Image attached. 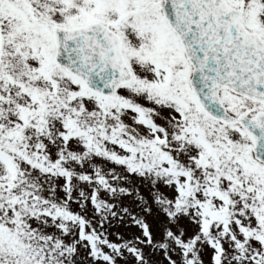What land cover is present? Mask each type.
Returning <instances> with one entry per match:
<instances>
[{"label": "snow or ice", "instance_id": "snow-or-ice-1", "mask_svg": "<svg viewBox=\"0 0 264 264\" xmlns=\"http://www.w3.org/2000/svg\"><path fill=\"white\" fill-rule=\"evenodd\" d=\"M0 264H264V0H0Z\"/></svg>", "mask_w": 264, "mask_h": 264}]
</instances>
